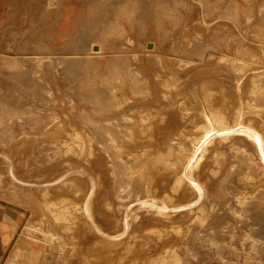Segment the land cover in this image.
I'll list each match as a JSON object with an SVG mask.
<instances>
[{
  "label": "rangeland",
  "instance_id": "1",
  "mask_svg": "<svg viewBox=\"0 0 264 264\" xmlns=\"http://www.w3.org/2000/svg\"><path fill=\"white\" fill-rule=\"evenodd\" d=\"M0 204L17 264H264V0H0Z\"/></svg>",
  "mask_w": 264,
  "mask_h": 264
},
{
  "label": "crops",
  "instance_id": "2",
  "mask_svg": "<svg viewBox=\"0 0 264 264\" xmlns=\"http://www.w3.org/2000/svg\"><path fill=\"white\" fill-rule=\"evenodd\" d=\"M22 215L18 210L0 204V264H17L16 236L19 231Z\"/></svg>",
  "mask_w": 264,
  "mask_h": 264
},
{
  "label": "water",
  "instance_id": "3",
  "mask_svg": "<svg viewBox=\"0 0 264 264\" xmlns=\"http://www.w3.org/2000/svg\"><path fill=\"white\" fill-rule=\"evenodd\" d=\"M23 234L45 244H49L51 241V238L47 234H45L43 230H37L35 229V227H32L31 229H25L23 231Z\"/></svg>",
  "mask_w": 264,
  "mask_h": 264
}]
</instances>
